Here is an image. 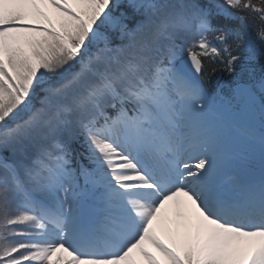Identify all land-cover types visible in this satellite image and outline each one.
Masks as SVG:
<instances>
[{
    "label": "snow or ice",
    "instance_id": "snow-or-ice-1",
    "mask_svg": "<svg viewBox=\"0 0 264 264\" xmlns=\"http://www.w3.org/2000/svg\"><path fill=\"white\" fill-rule=\"evenodd\" d=\"M0 264H264V0H0Z\"/></svg>",
    "mask_w": 264,
    "mask_h": 264
}]
</instances>
